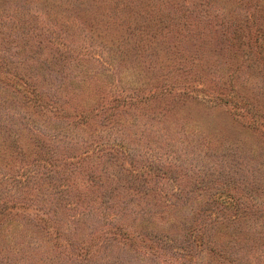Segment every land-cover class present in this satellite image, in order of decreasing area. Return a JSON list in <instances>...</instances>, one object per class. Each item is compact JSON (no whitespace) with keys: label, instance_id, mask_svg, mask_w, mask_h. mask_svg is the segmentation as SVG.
I'll return each mask as SVG.
<instances>
[{"label":"trees","instance_id":"obj_1","mask_svg":"<svg viewBox=\"0 0 264 264\" xmlns=\"http://www.w3.org/2000/svg\"><path fill=\"white\" fill-rule=\"evenodd\" d=\"M258 4L0 0V237L20 227L1 264L38 233L81 257L116 239L264 264Z\"/></svg>","mask_w":264,"mask_h":264},{"label":"rangeland","instance_id":"obj_2","mask_svg":"<svg viewBox=\"0 0 264 264\" xmlns=\"http://www.w3.org/2000/svg\"><path fill=\"white\" fill-rule=\"evenodd\" d=\"M253 2H259L256 9L260 8L264 10V0H252ZM253 4L249 5L248 8H253ZM189 106H202L197 103H191ZM248 135L249 138L253 136L249 132H246L244 135ZM94 223V222H93ZM92 223V224H93ZM97 222H95V226ZM20 227L16 225H11L9 229V233H5L4 236L0 237V243L3 246L7 247L11 245L13 242L10 237L16 234L19 231ZM84 232L82 235H87L88 231L85 230L83 226L79 227L77 233H75V237L81 235V232ZM38 236L41 241V245L34 248L33 250L26 249L25 251H6L8 257L7 261L18 262L19 264H52L51 258L53 260V264H173L171 262H166L160 260L157 256L156 252H149V253H141L138 251H134L129 247H121L117 245L116 239H112L111 241H104L101 246L93 247V250H90L85 257H81V255H77L75 250L77 248H72V245L68 244V247L65 248V243L68 242L67 239H62V244L58 247L54 244L51 238H47L46 236L41 235L38 233ZM29 238V237H26ZM166 239V238H165ZM169 242L174 241L172 238H167ZM137 245H144L141 243L140 240H135ZM163 243H157L160 245ZM61 249V251L59 249ZM69 250L70 252H68ZM57 254V256H56ZM72 254V257L70 256ZM5 255V257H7ZM15 255V256H14ZM1 257V255H0ZM1 264V262H0Z\"/></svg>","mask_w":264,"mask_h":264}]
</instances>
